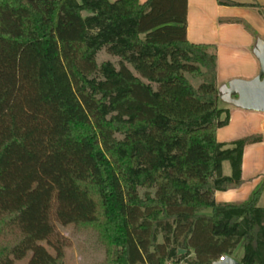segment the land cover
Masks as SVG:
<instances>
[{
	"label": "trees",
	"instance_id": "obj_1",
	"mask_svg": "<svg viewBox=\"0 0 264 264\" xmlns=\"http://www.w3.org/2000/svg\"><path fill=\"white\" fill-rule=\"evenodd\" d=\"M186 12V0H0V224L16 239L0 264H56L52 222L100 211L120 264H264L261 188L214 200L243 184L244 149L264 133L216 140L230 120L216 47L187 41ZM102 51L116 62L98 64Z\"/></svg>",
	"mask_w": 264,
	"mask_h": 264
},
{
	"label": "crops",
	"instance_id": "obj_2",
	"mask_svg": "<svg viewBox=\"0 0 264 264\" xmlns=\"http://www.w3.org/2000/svg\"><path fill=\"white\" fill-rule=\"evenodd\" d=\"M186 1V39L192 44L216 47L218 87L231 80H251L256 77L260 69L259 59L255 53L257 40L264 41V0H226L233 3L232 6L219 5L216 0ZM226 19L242 20L256 32L258 37L250 35L242 24L222 22ZM228 109L230 111L229 124L217 130L216 140L218 142L227 143L242 137H228L226 132H222L231 125L233 120L249 128L247 135L264 133L263 113L236 108ZM224 175H230V170L227 175ZM241 177L243 184L238 189L215 192V202H244L256 189L261 188L257 206L264 208L259 205L261 198L264 197V141L245 147Z\"/></svg>",
	"mask_w": 264,
	"mask_h": 264
},
{
	"label": "rangeland",
	"instance_id": "obj_3",
	"mask_svg": "<svg viewBox=\"0 0 264 264\" xmlns=\"http://www.w3.org/2000/svg\"><path fill=\"white\" fill-rule=\"evenodd\" d=\"M108 1L114 2L116 0ZM139 1L141 3L143 0ZM256 54L259 57L263 56V50L257 47ZM104 61L116 62V59L102 51L97 55V63L101 64ZM188 80L193 86L199 84L198 79L189 78ZM228 108L233 107L228 106ZM249 131V128L240 125L237 120H233L231 125L222 132H226L228 137L242 136L240 138H243L249 136L247 135ZM222 166L223 173L227 175L230 170L228 163L224 162ZM259 205L264 206V197L261 198ZM204 213L211 215V210L208 209ZM104 223L105 221L101 211L97 217V221L91 224L62 226L53 221L52 224L55 231L53 240L61 245L63 252L62 259L56 264H120L117 260L120 250L110 242L104 230ZM15 240V235L11 234L9 230L0 224V253L12 245ZM43 245L46 246L45 243ZM49 251L53 253V250L49 249ZM236 252L238 254L241 253V249L238 248ZM28 258L29 255L16 264H25Z\"/></svg>",
	"mask_w": 264,
	"mask_h": 264
},
{
	"label": "water",
	"instance_id": "obj_4",
	"mask_svg": "<svg viewBox=\"0 0 264 264\" xmlns=\"http://www.w3.org/2000/svg\"><path fill=\"white\" fill-rule=\"evenodd\" d=\"M256 47L263 50V56H258L260 65L258 75L251 80H231L220 86L217 98L230 107L264 114V41L257 40ZM180 253L184 252L180 251ZM213 264H240V262L225 256L222 261Z\"/></svg>",
	"mask_w": 264,
	"mask_h": 264
},
{
	"label": "built area",
	"instance_id": "obj_5",
	"mask_svg": "<svg viewBox=\"0 0 264 264\" xmlns=\"http://www.w3.org/2000/svg\"><path fill=\"white\" fill-rule=\"evenodd\" d=\"M224 257H221L219 260L222 261Z\"/></svg>",
	"mask_w": 264,
	"mask_h": 264
}]
</instances>
